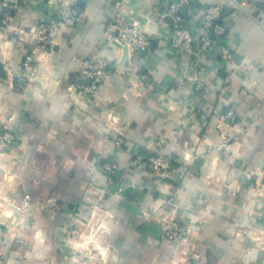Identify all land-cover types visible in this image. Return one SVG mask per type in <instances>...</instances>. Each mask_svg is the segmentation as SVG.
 Returning a JSON list of instances; mask_svg holds the SVG:
<instances>
[{"label": "crops", "instance_id": "obj_1", "mask_svg": "<svg viewBox=\"0 0 264 264\" xmlns=\"http://www.w3.org/2000/svg\"><path fill=\"white\" fill-rule=\"evenodd\" d=\"M177 1L79 0V23L35 54L25 92L10 84L29 77L22 60L49 6L0 7V131L15 135L0 148V264H264V0H187L199 11L222 3L226 26L200 51L199 27L184 20L196 37L191 54L172 51L169 21L159 22ZM118 11L150 36V52L124 58L106 38ZM95 60L106 77L89 97L73 83H87L81 72ZM229 110L242 133L222 147L215 125ZM154 136L176 165L165 181L138 168ZM100 157L118 161L115 181L97 170ZM26 194L21 232L10 234L5 203ZM172 218L194 226L182 247L163 237ZM84 235L105 263L79 249Z\"/></svg>", "mask_w": 264, "mask_h": 264}, {"label": "built area", "instance_id": "obj_2", "mask_svg": "<svg viewBox=\"0 0 264 264\" xmlns=\"http://www.w3.org/2000/svg\"><path fill=\"white\" fill-rule=\"evenodd\" d=\"M19 1L0 0L1 10H12L18 6ZM78 3L79 0H47L50 10L49 14L34 26L32 46L22 60V67L25 72L29 73V77L28 75H19L16 82H11L10 84L13 88L25 92L29 88L27 80L30 79V71L35 54L38 51H51L53 46L56 45V39L59 37L61 30L63 28H73L79 23L80 11ZM223 9V4L217 3L199 11L187 0H179L164 7L159 15V22L165 23L169 21L166 39L171 50L178 54L192 53V44L196 37L183 24L186 19L192 20L200 29V34L197 36L200 51H206L216 46L218 39L226 32V26L221 21ZM105 36L108 40L118 43L132 54L145 55L152 49L151 38L141 29L140 24L135 20H129L119 11L116 12L113 20L105 27ZM220 55L225 61L230 58L229 51L224 47L220 48ZM106 69V63L96 60L91 61L81 72L83 79L87 83L77 80L73 83V88L89 97H94L106 77ZM143 86L148 91L154 89V86L149 82H146ZM235 126L237 125L234 111L229 110L218 114L215 128L219 132L222 147L242 133L241 130L235 132ZM14 141L15 135L13 132L7 129L0 131V148L3 151L9 150ZM116 144L121 147V139L118 138ZM163 144L164 139L162 137L154 136L150 138L147 142L149 152L138 162V168L158 180L165 181L176 170V165L169 154L161 151ZM118 168V161L114 158L100 157L98 160L97 170L105 176L108 182L116 180ZM259 187L264 192V180L260 182ZM5 207L8 210L7 212L5 210L3 215L9 219L8 233L16 234L21 232L20 229L16 228V222L21 224V218L25 216L30 208V196L26 194L19 201L8 199ZM193 227V225L182 224L172 218L162 224L163 237L170 242H174L178 247H182L186 245L187 237ZM103 228L105 229V227ZM76 237L77 233H74V231L67 233V238L74 239ZM78 246L83 249V244ZM101 257L103 263H105L107 256L102 253Z\"/></svg>", "mask_w": 264, "mask_h": 264}, {"label": "rangeland", "instance_id": "obj_3", "mask_svg": "<svg viewBox=\"0 0 264 264\" xmlns=\"http://www.w3.org/2000/svg\"><path fill=\"white\" fill-rule=\"evenodd\" d=\"M80 243L83 244V249H84V247H86L87 245L90 247L91 250H93V248H96V247H97V244H95V243H96V239L94 240V239L91 238V237H85V235L82 237ZM97 248H98V247H97ZM79 249H80V248H79ZM93 252H95L96 255L98 256L97 261L102 262L101 254L98 255L97 250H93Z\"/></svg>", "mask_w": 264, "mask_h": 264}, {"label": "water", "instance_id": "obj_4", "mask_svg": "<svg viewBox=\"0 0 264 264\" xmlns=\"http://www.w3.org/2000/svg\"><path fill=\"white\" fill-rule=\"evenodd\" d=\"M126 54H127V49L124 48V50H123V56H124V58L126 57Z\"/></svg>", "mask_w": 264, "mask_h": 264}]
</instances>
